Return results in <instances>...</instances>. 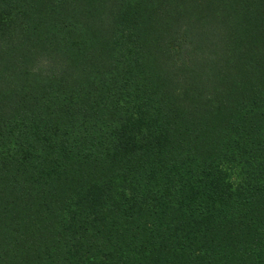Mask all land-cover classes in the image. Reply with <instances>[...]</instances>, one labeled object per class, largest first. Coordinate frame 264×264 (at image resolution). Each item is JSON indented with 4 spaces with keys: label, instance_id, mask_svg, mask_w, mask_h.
Masks as SVG:
<instances>
[{
    "label": "trees",
    "instance_id": "obj_1",
    "mask_svg": "<svg viewBox=\"0 0 264 264\" xmlns=\"http://www.w3.org/2000/svg\"><path fill=\"white\" fill-rule=\"evenodd\" d=\"M0 264H264V0H0Z\"/></svg>",
    "mask_w": 264,
    "mask_h": 264
},
{
    "label": "rangeland",
    "instance_id": "obj_2",
    "mask_svg": "<svg viewBox=\"0 0 264 264\" xmlns=\"http://www.w3.org/2000/svg\"><path fill=\"white\" fill-rule=\"evenodd\" d=\"M179 42H180V40L178 38L177 39H173L171 41V44L170 45H171L172 49L175 51V54L177 56V59L179 61H181V59H182V50H181V48L179 46Z\"/></svg>",
    "mask_w": 264,
    "mask_h": 264
}]
</instances>
